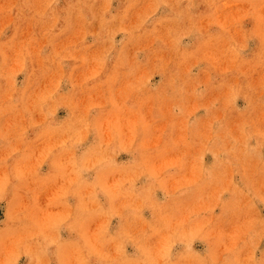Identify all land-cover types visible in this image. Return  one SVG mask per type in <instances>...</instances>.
<instances>
[{"label": "rangeland", "instance_id": "1", "mask_svg": "<svg viewBox=\"0 0 264 264\" xmlns=\"http://www.w3.org/2000/svg\"><path fill=\"white\" fill-rule=\"evenodd\" d=\"M0 264H264V0H0Z\"/></svg>", "mask_w": 264, "mask_h": 264}]
</instances>
